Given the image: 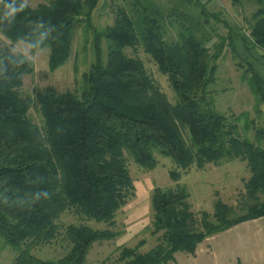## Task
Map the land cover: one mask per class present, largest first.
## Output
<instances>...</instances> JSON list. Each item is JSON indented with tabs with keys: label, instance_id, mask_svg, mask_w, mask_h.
Returning <instances> with one entry per match:
<instances>
[{
	"label": "trees",
	"instance_id": "16d2710c",
	"mask_svg": "<svg viewBox=\"0 0 264 264\" xmlns=\"http://www.w3.org/2000/svg\"><path fill=\"white\" fill-rule=\"evenodd\" d=\"M121 1L113 23L102 30L91 24L100 0H42L34 8L17 0L25 5L23 11L11 23L0 19V36L12 44L50 49V72L70 59L77 24L94 35V62L82 75L78 97L47 89L35 92V102L24 98L22 80L32 74L33 62L0 47V239L16 252L13 264H85L95 243L111 241L118 232L69 225L64 234L70 248L62 258L42 260L31 250L58 237L57 221L69 209L113 227L134 190L128 162L151 171L157 166L155 153L174 164L169 174L174 182L192 167L244 162L250 173L244 187L246 214L233 217L230 207L216 201L211 214L196 216L185 186L155 188L151 234L158 235V243L145 253L138 252L142 242L122 247V264H166L177 252L194 254L206 238L264 217V129L255 131V143L241 138L207 91L225 47L235 51L231 31L210 51L212 26L222 22L201 0ZM229 2L258 7L247 37L264 51V0ZM169 31L175 38H168ZM126 49H141L152 59L167 77L174 103ZM247 71L256 105L264 104V77L250 63ZM32 108L41 127L29 117Z\"/></svg>",
	"mask_w": 264,
	"mask_h": 264
},
{
	"label": "rangeland",
	"instance_id": "374dc122",
	"mask_svg": "<svg viewBox=\"0 0 264 264\" xmlns=\"http://www.w3.org/2000/svg\"><path fill=\"white\" fill-rule=\"evenodd\" d=\"M28 7L34 8L42 0H21ZM164 4L168 0H160ZM209 12L218 13L222 23L213 24L212 41L207 47L212 51V44L219 42V37L228 36L231 31L234 49L227 45L217 65L214 84L207 89L212 97L216 110L227 118L229 124L237 128L241 138L255 143V131L264 129V104L256 105V98L250 92L247 80L250 78L247 68L250 63L255 70L264 77V59H260L264 51L255 49L250 40L248 30L252 22V15L258 7L254 3H243L233 7L229 0H201ZM121 0H100L92 14L91 24L95 30H102L111 25L115 18L117 6H122ZM226 25V26H225ZM175 38L173 31L168 32V38ZM243 39L245 41H243ZM94 35L93 31L79 23L74 28L72 53L68 62L54 72L49 71V48L30 49L24 42L12 44L0 36V47H9L14 53H21L33 62L34 70L31 75L23 77L21 95L35 102V92L47 89L57 94L70 92L77 97L82 86V75L94 62ZM103 58L106 47L104 41L101 45ZM128 57L138 58L144 65L149 77L159 87L170 103L175 102V95L170 88L168 79L161 74L152 59L141 49L133 51L126 49ZM258 101V100H257ZM29 117L33 123L42 126L40 115L32 108ZM157 166L151 171L144 170L128 162V169L133 183V193L126 204L117 212L115 224L109 227L104 223H96L85 219L73 210L65 211L57 221L59 226L58 237L50 244L32 248L31 254L42 260H58L70 248L65 237V228L69 225H87L97 230H112L118 236L111 241L95 243L86 259L85 264H122L120 250L122 247H135L139 242L142 246L139 253H145L158 243V235L153 236L151 208V195L155 188H175L177 185L186 187L189 193L191 211L199 216L201 212L211 214L214 203L221 201L231 208L233 217L246 214L245 184L250 173L244 162L238 159L224 161L218 165H207L203 170L195 167L182 172L180 180L174 182L169 174L175 169L170 159L163 158L155 153ZM160 236V235H159ZM9 247L4 246L0 239V264H13L16 257Z\"/></svg>",
	"mask_w": 264,
	"mask_h": 264
},
{
	"label": "crops",
	"instance_id": "0c3cea01",
	"mask_svg": "<svg viewBox=\"0 0 264 264\" xmlns=\"http://www.w3.org/2000/svg\"><path fill=\"white\" fill-rule=\"evenodd\" d=\"M166 264H264V217L206 238L194 254L177 252Z\"/></svg>",
	"mask_w": 264,
	"mask_h": 264
},
{
	"label": "clouds",
	"instance_id": "9594fccd",
	"mask_svg": "<svg viewBox=\"0 0 264 264\" xmlns=\"http://www.w3.org/2000/svg\"><path fill=\"white\" fill-rule=\"evenodd\" d=\"M0 3L3 4V13L0 16V19L8 21L11 23L15 16L23 11L25 5L23 3H17V0H10V2H5V0H0Z\"/></svg>",
	"mask_w": 264,
	"mask_h": 264
}]
</instances>
